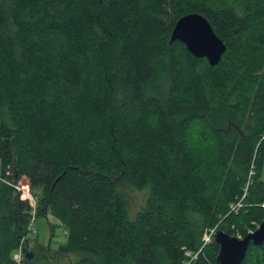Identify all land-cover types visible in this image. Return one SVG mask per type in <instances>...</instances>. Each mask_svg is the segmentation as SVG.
<instances>
[{
	"label": "trees",
	"instance_id": "1",
	"mask_svg": "<svg viewBox=\"0 0 264 264\" xmlns=\"http://www.w3.org/2000/svg\"><path fill=\"white\" fill-rule=\"evenodd\" d=\"M192 12L227 45L216 65L170 40ZM263 134L264 0H0V264L47 256L15 258L34 216L21 177L75 264H218L210 228L264 220ZM124 180L149 188L134 216Z\"/></svg>",
	"mask_w": 264,
	"mask_h": 264
},
{
	"label": "water",
	"instance_id": "2",
	"mask_svg": "<svg viewBox=\"0 0 264 264\" xmlns=\"http://www.w3.org/2000/svg\"><path fill=\"white\" fill-rule=\"evenodd\" d=\"M170 40L184 43L192 55L207 58L211 65L218 64L227 50L225 41L217 35L209 20L199 12L181 16L175 23ZM213 240L219 246L218 264H242L251 244L264 245V220L244 238L220 229L215 232ZM23 251L27 259L33 258V251Z\"/></svg>",
	"mask_w": 264,
	"mask_h": 264
},
{
	"label": "rangeland",
	"instance_id": "3",
	"mask_svg": "<svg viewBox=\"0 0 264 264\" xmlns=\"http://www.w3.org/2000/svg\"><path fill=\"white\" fill-rule=\"evenodd\" d=\"M207 136V133L202 132L199 138H201L202 141L207 142ZM262 178L264 179V164L262 167ZM28 184V180L25 177H21L17 181L16 185L19 187L18 190H21L23 194V191L24 189L26 190ZM116 188L125 199L127 208L131 216H134L139 211V209H142V207L145 206L147 197L149 195L148 187L137 189L130 181L124 180L122 182H119ZM34 191H37V189H34L32 191L30 187V192L37 201L36 195L33 193ZM37 205V202L36 204H34L33 202V211L34 208H37ZM28 237L30 239V243L28 245V249H30V251L31 249L38 251L40 248H42L44 251L43 254L47 255L45 258L42 257L40 260H38L37 264H75V262L81 256V254L77 252H73L67 255H62L59 253V247L68 242V237L64 227L60 225V222L51 214H48L47 216L38 215L37 217H35L34 221L32 220L31 222ZM257 253H261V251L258 250ZM16 255L17 253L15 254V257ZM23 257H25L24 254L22 255V258ZM254 264H264V258L261 257L259 258V260L257 259Z\"/></svg>",
	"mask_w": 264,
	"mask_h": 264
},
{
	"label": "built area",
	"instance_id": "4",
	"mask_svg": "<svg viewBox=\"0 0 264 264\" xmlns=\"http://www.w3.org/2000/svg\"><path fill=\"white\" fill-rule=\"evenodd\" d=\"M262 139H264V134H263ZM16 187L19 189V187L17 185H16ZM22 197H23L22 199H28L30 201L31 205L33 204V202H34V204H36V202H37L36 199L34 198V196L30 192V186L29 185L27 186L26 190L24 189ZM240 206H241V203H238V204L233 205L232 208L234 210H237V208H239ZM263 207H264V204H263ZM32 212L34 214V216H33V221H34V219H35V208H34V211H32ZM215 232H217V227L210 228L209 231H207L203 236L204 243L211 242L214 239ZM239 238H241L240 235H239ZM22 253H23V250L21 248L19 253H17V255L15 257L18 262H20L22 260L21 259L22 255H23ZM187 254H188V256H190L191 259L195 258L197 255L196 253L191 254L190 252H188Z\"/></svg>",
	"mask_w": 264,
	"mask_h": 264
}]
</instances>
